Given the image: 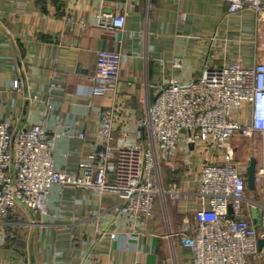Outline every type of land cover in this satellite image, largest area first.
<instances>
[{"label":"crops","instance_id":"0c3cea01","mask_svg":"<svg viewBox=\"0 0 264 264\" xmlns=\"http://www.w3.org/2000/svg\"><path fill=\"white\" fill-rule=\"evenodd\" d=\"M100 10L122 13L123 28L99 25ZM101 48L120 52L123 62L116 84L93 95ZM238 58L247 67L264 62V13L230 12L221 0H0V119L14 130L37 123L59 132L52 149L55 166L75 173L97 147L98 108L113 111L114 145L147 143L140 121L164 84L189 83L204 65L217 68ZM240 111L247 120V107ZM240 138L230 144L243 169L250 155L242 153L251 144L240 148ZM220 157L207 146L181 142L174 159L160 162L162 185L175 180L181 196H156L138 239L132 220L113 210L119 203L115 194L53 184L46 214L22 206L10 212L0 264H188L192 254L182 247L181 232L191 233L193 212L201 207L194 179L203 161ZM247 190L243 206L258 225L262 194Z\"/></svg>","mask_w":264,"mask_h":264},{"label":"built area","instance_id":"2783aa9c","mask_svg":"<svg viewBox=\"0 0 264 264\" xmlns=\"http://www.w3.org/2000/svg\"><path fill=\"white\" fill-rule=\"evenodd\" d=\"M221 1L228 3L230 12L250 9L264 13V0ZM96 20L111 29L124 26L122 13L100 10ZM122 62L123 54L118 51L96 50L92 79L99 84L93 86V95H103L108 86L116 84ZM173 63L179 65V58ZM19 85L15 79L14 88L18 90ZM243 107H247V120L240 111ZM98 115L97 147L75 173L55 166L52 149L59 132L47 131L37 123L14 130L8 120L0 119V247L10 212L22 206L38 216L46 214L53 184L115 194L119 203L113 210L132 220V235L138 239L140 224L153 215L156 196L174 200L181 196L175 180L162 185L160 162L174 159L184 142L186 147L191 143L193 148L207 146L212 156L218 151L221 156V161H203L194 179L201 207L193 212L191 233L181 232V245L192 254L188 264L264 261V247L257 248V240L264 239V186L257 188L256 171L254 181L263 204L259 224L254 225L243 206L246 178L230 144L236 135L264 136V62L255 61L247 67L238 58L217 68L204 65L189 83L173 79L164 84L140 121L148 132L147 143L114 145L113 111L100 107ZM78 136L82 138L83 133ZM110 237L115 238V233Z\"/></svg>","mask_w":264,"mask_h":264},{"label":"rangeland","instance_id":"374dc122","mask_svg":"<svg viewBox=\"0 0 264 264\" xmlns=\"http://www.w3.org/2000/svg\"><path fill=\"white\" fill-rule=\"evenodd\" d=\"M236 143H239L240 148H243L248 143L251 144L250 149L243 150L244 153H242V155L244 154L245 157L250 155L256 158L257 160L256 171L258 172V177H259L258 188L261 190V188L264 186V136L256 133L253 134L251 137H244V138L241 137L240 141ZM235 158L238 161L241 160L238 153L235 154ZM244 168L242 169L241 164L239 165V171L242 172L243 174H244ZM247 192L250 193L251 195L253 194L256 197H258V194H256V192L254 191L247 190ZM255 210H256L255 207L254 208L252 207L253 214ZM7 219H11V215H9Z\"/></svg>","mask_w":264,"mask_h":264},{"label":"water","instance_id":"95a60500","mask_svg":"<svg viewBox=\"0 0 264 264\" xmlns=\"http://www.w3.org/2000/svg\"><path fill=\"white\" fill-rule=\"evenodd\" d=\"M30 95H33L31 92ZM191 148H193V144H190ZM256 165L257 160L254 156H250L248 159V163L245 167V178H246V186L250 190H255V173H256ZM262 247H264V239L259 238L257 240V248L260 250ZM264 264V263H263Z\"/></svg>","mask_w":264,"mask_h":264}]
</instances>
